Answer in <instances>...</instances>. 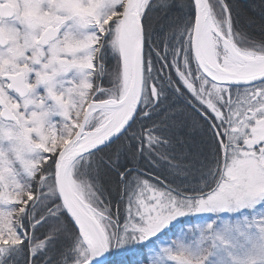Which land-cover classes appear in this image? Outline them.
<instances>
[{"label": "snow or ice", "instance_id": "6c2138e0", "mask_svg": "<svg viewBox=\"0 0 264 264\" xmlns=\"http://www.w3.org/2000/svg\"><path fill=\"white\" fill-rule=\"evenodd\" d=\"M0 264H264V0H0Z\"/></svg>", "mask_w": 264, "mask_h": 264}, {"label": "trees", "instance_id": "16d2710c", "mask_svg": "<svg viewBox=\"0 0 264 264\" xmlns=\"http://www.w3.org/2000/svg\"><path fill=\"white\" fill-rule=\"evenodd\" d=\"M239 2L241 4H247V3H250L251 0H239ZM248 17H253V13L248 12L246 16L241 18L240 27L244 31L248 32L250 35L258 37L260 35L261 20H260L258 15L254 16L255 23L254 24H250Z\"/></svg>", "mask_w": 264, "mask_h": 264}]
</instances>
